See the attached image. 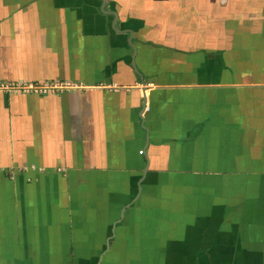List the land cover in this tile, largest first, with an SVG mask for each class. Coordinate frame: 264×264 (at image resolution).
I'll return each instance as SVG.
<instances>
[{
	"label": "crops",
	"instance_id": "obj_1",
	"mask_svg": "<svg viewBox=\"0 0 264 264\" xmlns=\"http://www.w3.org/2000/svg\"><path fill=\"white\" fill-rule=\"evenodd\" d=\"M0 82L72 85L0 93V264H264V0H0Z\"/></svg>",
	"mask_w": 264,
	"mask_h": 264
},
{
	"label": "built area",
	"instance_id": "obj_2",
	"mask_svg": "<svg viewBox=\"0 0 264 264\" xmlns=\"http://www.w3.org/2000/svg\"><path fill=\"white\" fill-rule=\"evenodd\" d=\"M72 85L70 83L57 82L51 85H42L40 83H32V82H19L17 84L11 82H0V93L2 92H14L18 93H33V94H42L47 93L48 91H60L66 88H71ZM154 83L139 84V87L146 91L149 88H152Z\"/></svg>",
	"mask_w": 264,
	"mask_h": 264
},
{
	"label": "rangeland",
	"instance_id": "obj_3",
	"mask_svg": "<svg viewBox=\"0 0 264 264\" xmlns=\"http://www.w3.org/2000/svg\"><path fill=\"white\" fill-rule=\"evenodd\" d=\"M8 94H15L14 92H8ZM18 94H20L21 95V93H18Z\"/></svg>",
	"mask_w": 264,
	"mask_h": 264
}]
</instances>
